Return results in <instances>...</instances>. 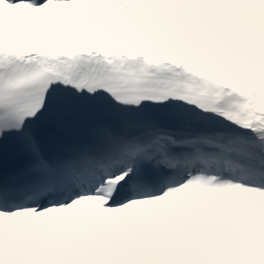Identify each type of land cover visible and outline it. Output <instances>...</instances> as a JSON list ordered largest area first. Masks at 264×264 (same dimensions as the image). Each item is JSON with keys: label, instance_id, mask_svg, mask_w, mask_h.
<instances>
[{"label": "snow or ice", "instance_id": "1", "mask_svg": "<svg viewBox=\"0 0 264 264\" xmlns=\"http://www.w3.org/2000/svg\"><path fill=\"white\" fill-rule=\"evenodd\" d=\"M0 264H264V0H0Z\"/></svg>", "mask_w": 264, "mask_h": 264}]
</instances>
